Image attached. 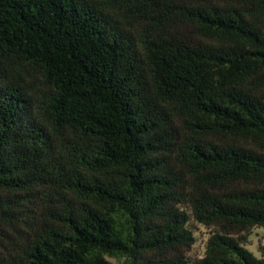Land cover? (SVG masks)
Instances as JSON below:
<instances>
[{"label": "trees", "instance_id": "1", "mask_svg": "<svg viewBox=\"0 0 264 264\" xmlns=\"http://www.w3.org/2000/svg\"><path fill=\"white\" fill-rule=\"evenodd\" d=\"M255 227L264 0H0V264H264Z\"/></svg>", "mask_w": 264, "mask_h": 264}, {"label": "rangeland", "instance_id": "2", "mask_svg": "<svg viewBox=\"0 0 264 264\" xmlns=\"http://www.w3.org/2000/svg\"><path fill=\"white\" fill-rule=\"evenodd\" d=\"M210 229L199 225L196 229V242L192 246L189 255L191 258H197L203 255L205 250V243L207 241ZM264 243V228H253L249 235L246 247L256 256H258V245ZM112 264H117V260L110 258Z\"/></svg>", "mask_w": 264, "mask_h": 264}]
</instances>
